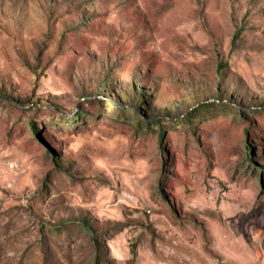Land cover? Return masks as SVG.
<instances>
[{"label": "rangeland", "instance_id": "obj_1", "mask_svg": "<svg viewBox=\"0 0 264 264\" xmlns=\"http://www.w3.org/2000/svg\"><path fill=\"white\" fill-rule=\"evenodd\" d=\"M95 256L264 264V0H0V264Z\"/></svg>", "mask_w": 264, "mask_h": 264}, {"label": "trees", "instance_id": "obj_2", "mask_svg": "<svg viewBox=\"0 0 264 264\" xmlns=\"http://www.w3.org/2000/svg\"><path fill=\"white\" fill-rule=\"evenodd\" d=\"M218 103H220V102H217L216 101V103H213V104H211V103H206V104H202V105H200V106H198V107H196L195 109H194V113L196 112H200V111H202V110H204V109H206L207 107H211L212 105H216V106H221V105H224V104H227L226 102H223V103H221V104H218ZM218 104V105H217ZM116 108L117 109H119V110H123V108L120 106V105H117L116 106ZM125 110L127 109V108H124ZM130 113H132V114H134V115H139L137 112H135V111H133V110H128ZM193 115V112L191 113V114H189V115H186L185 117H184V120L185 121H187V120H190L191 118V116ZM82 118H83V112L82 111H77V112H75V115H74V117L73 118H71V119H68V120H72L73 122H79L80 120H82ZM138 118L140 119L141 117L140 116H138ZM140 120H144V119H140ZM147 122V125H150L151 123H152V121H146ZM32 129H33V132H34V134L36 135V136H39V132H38V130H36V127H35V125L33 124L32 125ZM160 146H162V142H163V134H160ZM86 226V225H85ZM86 228L88 229L89 227L88 226H86ZM93 264H100V260H99V257L98 256H95L94 257V263Z\"/></svg>", "mask_w": 264, "mask_h": 264}]
</instances>
